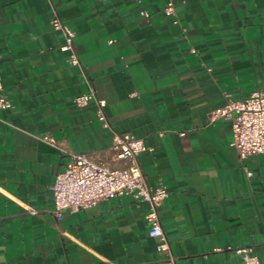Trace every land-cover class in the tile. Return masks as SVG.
<instances>
[{"label": "crops", "instance_id": "obj_1", "mask_svg": "<svg viewBox=\"0 0 264 264\" xmlns=\"http://www.w3.org/2000/svg\"><path fill=\"white\" fill-rule=\"evenodd\" d=\"M56 16L80 65L60 50ZM0 83L12 101L0 109V264H246L228 247L264 264V153L240 160L231 120L208 119L264 90V0H0ZM91 87L109 128L94 101L75 102ZM123 132L148 147V184L168 188L167 254L132 195L53 213L70 154L112 158Z\"/></svg>", "mask_w": 264, "mask_h": 264}, {"label": "built area", "instance_id": "obj_2", "mask_svg": "<svg viewBox=\"0 0 264 264\" xmlns=\"http://www.w3.org/2000/svg\"><path fill=\"white\" fill-rule=\"evenodd\" d=\"M49 1L53 3V0ZM163 12L173 15L174 3L169 1L164 6ZM141 14L148 16L145 10H142ZM52 26L64 35L65 40L60 50L69 53V63L80 65L74 49L75 34L72 29L58 16L52 20ZM190 52L195 54L197 50L191 47ZM2 90L0 83V109H9L12 107V101ZM91 101L96 104L98 120L103 127L109 128L110 123L105 111L107 102L99 98L92 87L89 92L75 98L79 107L86 106ZM208 119L210 123L219 119L231 120L233 145L240 160L264 153V90H254L248 97L238 100L228 98L223 106L209 112ZM181 134L185 135V132ZM46 139L52 141L50 137ZM146 150L148 147L143 139L135 137L130 132H123L115 133L111 145L107 148L112 158L104 157L100 151L70 154L69 161L58 173L52 186L55 217L59 218L66 209L78 211L102 200L132 195L138 201L149 203L150 211L146 215L150 225L149 235L160 240L157 246L158 252L169 253L170 244L163 231L159 215L160 207L168 197L169 191L163 183L154 187L148 184L139 162V155ZM247 174L251 175V172L247 171ZM227 249L243 255L246 264L257 263L251 247Z\"/></svg>", "mask_w": 264, "mask_h": 264}]
</instances>
